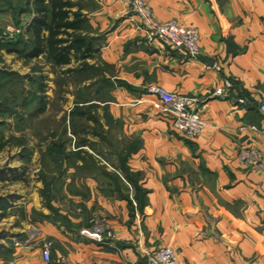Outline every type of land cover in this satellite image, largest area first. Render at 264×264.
I'll return each instance as SVG.
<instances>
[{
	"label": "crops",
	"instance_id": "obj_1",
	"mask_svg": "<svg viewBox=\"0 0 264 264\" xmlns=\"http://www.w3.org/2000/svg\"><path fill=\"white\" fill-rule=\"evenodd\" d=\"M144 1L158 21L197 28L201 54L191 60L146 41L126 0H82L83 33L96 49L88 62L98 57L112 85L98 104L116 126L119 157L73 160V212L35 208L22 240L2 241L0 264H147L145 252L160 247L173 248L178 264H264V168L240 160L244 150L264 155V138L240 131L264 128V0ZM32 18L23 14L22 25ZM227 83L229 98L213 96ZM151 86L205 100L203 134L183 136L155 108ZM97 216L115 240L81 235ZM44 241L53 242L51 262Z\"/></svg>",
	"mask_w": 264,
	"mask_h": 264
},
{
	"label": "rangeland",
	"instance_id": "obj_2",
	"mask_svg": "<svg viewBox=\"0 0 264 264\" xmlns=\"http://www.w3.org/2000/svg\"><path fill=\"white\" fill-rule=\"evenodd\" d=\"M7 8L0 5L1 36L7 26L18 27ZM99 62L96 57L87 61L88 68L81 61L57 68L43 56L28 60L0 47V104H10L7 112L0 108V198L11 201L8 213L0 209V247L12 234L16 241L22 240L23 227L36 219L35 208L50 203L52 208L63 205L73 212L68 196L73 189L68 181L73 160L119 157L116 126L100 115L101 106H90L102 103L112 89ZM23 95L26 107L19 105ZM11 99L17 103L12 105ZM27 206L32 220L27 218Z\"/></svg>",
	"mask_w": 264,
	"mask_h": 264
},
{
	"label": "built area",
	"instance_id": "obj_3",
	"mask_svg": "<svg viewBox=\"0 0 264 264\" xmlns=\"http://www.w3.org/2000/svg\"><path fill=\"white\" fill-rule=\"evenodd\" d=\"M131 13L137 18L144 32L145 40L149 43H159L176 52L186 55L191 60H196L201 54L200 32L197 28L181 24L177 21H158L151 7L144 0H126ZM23 33L22 27L7 26L2 38L13 39ZM215 69H219L217 65ZM226 89H218L213 96L223 99L229 98L228 89L231 84L227 83ZM148 93L158 98L155 108L171 116L173 126L187 138H198L207 127L206 121L199 113V107L205 100L198 97L183 96L170 93L160 86H151ZM238 103L246 105L247 100L239 99ZM260 112L264 117V100L260 105ZM241 132L250 131L264 138V128L258 126L240 127ZM240 160L246 168L261 170L264 168V155L256 150H244L240 154ZM91 227L81 230V235L97 243L103 244L116 239L111 226L97 216L91 220ZM52 241H44L42 244L43 258L46 262L52 259ZM147 264H178V253L171 247H160L153 251L145 252ZM59 264H68L62 259Z\"/></svg>",
	"mask_w": 264,
	"mask_h": 264
},
{
	"label": "trees",
	"instance_id": "obj_4",
	"mask_svg": "<svg viewBox=\"0 0 264 264\" xmlns=\"http://www.w3.org/2000/svg\"><path fill=\"white\" fill-rule=\"evenodd\" d=\"M11 0H0V5H6L15 15V23L22 27L21 16L29 13L33 16L31 22L23 26V33L13 39H3L0 35V47L7 48L11 52L20 54L28 60L45 57L57 68L67 67L72 62H82L84 68H88V59L94 57L96 49L94 40L85 35V15L82 12V0H17L14 6ZM6 10V8H3ZM8 11V10H7ZM75 71V69L70 70ZM19 85V82L17 83ZM39 90L44 93V85ZM21 104H28L26 96H22ZM40 104L44 108V98L40 97ZM12 105L17 100H10ZM7 102L0 104L3 112L9 110ZM21 106V107H22ZM90 106H100L91 103ZM0 209L8 213L11 201L0 198ZM47 205L53 213L55 208ZM138 207V206H137ZM136 209V208H135Z\"/></svg>",
	"mask_w": 264,
	"mask_h": 264
}]
</instances>
